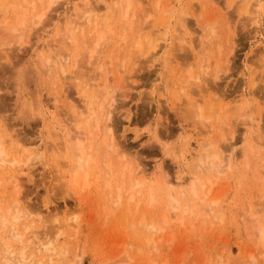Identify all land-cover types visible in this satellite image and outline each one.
<instances>
[{
	"label": "rangeland",
	"instance_id": "obj_1",
	"mask_svg": "<svg viewBox=\"0 0 264 264\" xmlns=\"http://www.w3.org/2000/svg\"><path fill=\"white\" fill-rule=\"evenodd\" d=\"M6 1L7 0H0V24L4 22L10 25V23L16 21L18 14L16 11H14L13 5ZM79 1L80 0H56V2L52 4V6H50L48 11L49 14L47 13V17L42 27L41 28L36 27L35 29L32 30L31 36L29 37V43L27 45H24L21 51H17V52L16 50H14V52L12 51L10 62H4L0 60V115H1L0 119L1 117L4 118L3 120L5 121L2 120L3 124L4 123L10 124L9 127L11 126V130H13L12 129L13 127L15 132L18 131V135L20 136L21 141L23 142V144L25 142V145L28 147L29 150H33V148H31L32 145L33 146L38 145V143L35 144V142H40L39 143L40 145L47 140L46 136H48L47 130H49V128L50 131L57 130L56 132L60 133L59 134L61 136L60 139H63L62 144L65 147L67 143L66 141L68 140L69 135L72 133L71 131L72 129L70 128L69 125L71 123H73L74 125L78 123V125H80L83 122L82 119L78 118V116L76 115L77 114L76 110L72 107L73 102L76 105L81 99L80 98L81 93H78V91L80 92V86L73 87L74 84L71 83L70 85H68L70 80H67L69 82L68 84L65 83L66 87L65 85H63V89H67V91L60 92L61 86L58 84L57 85L54 84L53 81L50 80L47 81L46 79L47 77L43 72L44 68L40 67L37 62L39 60L37 56L38 53L39 55L43 53L45 57L52 55L53 49L47 48L46 45L47 43H51L54 40L60 39L59 29L65 26L68 15L72 11V9L78 4ZM134 1L136 0L130 1L131 4L130 8H132L130 9V11L132 12L131 15L133 17L135 16L137 17L138 14L140 15V13L142 12L141 10L144 9L145 11H143L141 15L144 14V12H146V14L147 12L149 14L151 13V15H150V19H146V20L143 18L136 19V17L135 19L132 20L130 17L127 18L129 19V21L130 20L132 21L131 23L130 22L129 23L132 24L134 27L130 25V27H133L130 29V27L128 26L129 27L128 29L130 32L132 31V34L128 31V29H125L126 28L125 26L123 27V29L129 32V34H127V32L124 33L125 30H123V35L125 34L124 37L127 38L126 41L123 42L124 44L131 40V39L129 40L128 38L132 37L134 39L133 36H136L137 34L135 35V33H138L135 32L136 30H143L144 28L146 29V31L145 29L142 32L140 31V34L137 37H141L140 35L142 34L149 35L148 34L149 32L151 34L155 24L157 25V23L160 21L159 20L157 21V23H155V20H157V18L164 19V17L169 22L168 23L165 22L164 19L163 21L164 23L161 22L162 23L161 24L159 22L160 25H158V27L156 26V28H154L153 31L158 28L157 30L160 31V35L164 32L167 37V38L165 37L164 41L165 44H168V42L173 40L174 38L173 36L179 34L180 23L177 21L178 19L176 18L178 16V18H180L179 20L183 18L186 21L187 19L186 21L187 29L188 32L189 31L191 32L188 33V36L191 38L193 46H195L193 53L197 54V50L199 48L201 50L198 52L197 55L198 58L196 57L197 60L193 58V55H191L189 51L188 53H190L191 55L190 58L191 57L192 58L190 59L187 56L186 58L187 62H184L186 61L184 60L185 56L184 59H182L183 52H182V57L180 59L174 60L170 56L167 59V64L165 65V67L164 68L161 67L162 69H159V71L157 67H160L159 62L162 64V61L161 59H159L160 55H158L159 57L156 56L155 58L156 60L158 58L157 61L155 60L156 62L153 61L151 62L152 64L148 63L151 64L152 67L155 65L156 68L155 67L152 68L148 66V64L145 65L143 64L144 66H147V68L150 67L152 69L151 70L149 69V71L147 72V70L145 69L146 67L142 68L143 70L141 69L140 75L138 74L137 83H136L137 85L135 84L136 86L134 88L133 85L132 89L129 86L126 89L124 88L126 92L125 95H128L127 97L123 95L125 93L123 92L124 89L121 92L122 96H125L124 98L123 97L121 98L120 97L121 95L120 96L115 95L118 94L120 90L117 89V91H115L114 96L116 98L115 99L116 102L115 104H113L115 105V107L113 106L112 111L113 110L114 111L111 113L112 114L111 118L112 120H114V122L110 124L113 126L112 131L115 134L116 139L122 138L119 139V142H121L120 144H125L124 147L125 148L128 147L127 149H129V151H131L132 154L135 153L136 157H138L141 163L144 164L145 170L147 172L145 171L146 179L143 182L144 183L143 186L142 185L141 187L139 186L140 189H142L141 193H135L134 194L135 199L133 198L134 200H131L129 202L128 200L127 201L124 200V196L127 195L125 194L121 199V204L118 206V208L117 209L114 208L115 211L112 210L111 209L112 207H110L109 205L105 204L104 207V203H103L104 200H102V197L105 196L104 198H106L107 197L106 195L108 194L106 190L107 188H104L106 187L105 184L107 183L111 186V183H113L112 184L113 187L114 182L116 181V184L118 185L119 184L118 181L120 182V180L118 179V175L116 174L117 173L115 171L116 169L113 171L114 174L108 172L107 169H106L107 171L106 175L104 174L105 168L103 170V166H102L103 164L101 163L102 161L100 160L102 159L101 157H103V155L101 156V154L103 153L102 148L104 147L101 148L100 146L101 145L100 141L102 137H100L101 130L98 129L100 130L99 133H97L96 131L95 132L99 136L95 135L97 137L94 140L95 142L93 141L94 145H96V147L94 146V150L97 149V154L94 155V157H91L90 159L86 160L87 164L89 161L90 164L91 163L92 164L91 165L88 164L89 165L88 166L85 163L84 164L85 168L81 170L82 172H80L79 174L80 178L86 175L87 179L85 178L86 179L85 181L86 183L88 182L87 183L88 189L86 188L87 189L86 191L84 190L81 192L79 191L81 195H79L77 189L71 190L70 191L71 193L69 192L70 188L65 186L66 179L63 181L61 178L62 175H60V173H62L65 169L63 163L61 162V159L59 158L57 160L56 157H54L53 155L51 156V154H53L54 151L47 149L45 150V152H47L46 154L44 150H41L40 153H42L44 156L42 157L43 161L40 158L42 162L40 161L36 165L35 167L36 170L33 173L34 176L33 181L25 180V182H23L24 185L21 194L22 196H27L25 197L26 202L29 200L27 203H29L30 206L32 205L31 209L32 208L35 209V210L33 209V211L38 210L40 215H42V217L45 216V222H46V223L44 222L45 225H49V224L52 225L53 217L58 215L56 216L57 222H54L53 224V225H57L58 222L59 223L61 222L60 221L61 219L63 220L66 215H70V213L72 212L75 213L77 218L79 217L77 219V223L82 224L84 222V227H81V229H79L80 227L75 226L74 224L73 225L75 227L74 226L72 228L69 227L71 228L70 230H68V228L67 230L65 228H62L59 234L57 235V237L55 238L57 246L62 247V249L65 251L66 257L69 260H73L75 257H77V255L78 256L82 255L80 256L81 264H105L106 261L112 258L113 255L116 256V254L120 253V251L121 253L122 252L126 253L128 257L126 255L124 256V254L122 255L119 254L120 255L119 261H122V257L124 258L127 257L128 260L126 259L125 262L126 263L128 262L129 264H143V263L147 264L145 262L149 261L147 260L148 258L152 260L151 257L154 260L152 263H149L150 262L149 261L148 262L149 264H153V263L155 264L158 263L160 264L162 263L165 264H177V263L179 264H208V263L209 264H219V263L264 264V261L258 257L260 254L259 252L256 251L254 246L255 244H252V242L254 243V240L256 239L255 237H257L255 236V234H257V230L255 229H257V227L254 225H258L259 223L251 218L252 214L253 216L254 215H256V217L258 216L257 218L262 216L261 218L263 219H258V221H260L264 225V216H263L264 212H262V210L264 209L256 210V209H261L260 205L261 203L264 202L262 200V202L259 203L260 201L258 200L257 202V204L259 203L258 206L257 204H254V201H256V199H258L263 195L259 193V197H258L255 193L257 191L260 192L262 190H263L262 192L264 193V150H260L257 143H253L254 146L253 145L251 146L252 143L248 146L251 148V150L250 148L246 149V145L249 143L248 141L249 134L247 131L243 130V126H241V123H238V121H240L239 119L236 120L234 119V117L230 115H229V119L227 118L228 120L233 121L232 129L236 130V133L234 135L235 137H237L234 138L235 141L237 140L236 143L238 144L236 145V147L240 146L241 140L238 141V139H243L244 137L245 138L244 140L246 141L237 150L235 148L234 152H236L237 154L235 155L236 157H233L232 159L234 163L231 161L233 164L230 163L228 167L229 169H224L222 173L225 174L226 177L225 176L223 177L222 174L221 176L216 175L218 176L217 178L219 179L218 180L216 179L217 181L215 183L213 182L214 181L213 178L210 181L211 183L210 186L214 185V187L211 188V192L213 193H210V195L212 194L209 197L210 200L213 199V197L214 198L223 197V199L220 201V204H217L214 207L216 210L214 208L211 211L209 210L210 213L213 211L212 212L213 214L212 213L209 214L208 210L205 211V209H207L206 205L201 202L199 203L200 204L199 205L197 203L199 199L197 201L196 197L195 198L190 197L189 202L183 200L184 203L187 204L186 213H188L189 208H191L189 211L190 213H192L193 211L191 216L189 214L188 215L183 214L182 212L179 211H173L172 214H170V211L169 212L167 211L170 210V208H167V204L170 201L169 200L170 188L174 184H177V181H182V182L185 181L186 183L189 182V178H191L190 175L193 176L192 171H195L194 169L192 170V167L194 168L195 166L193 161L196 160V158H194L195 160L193 159L190 160L189 157L191 156L192 158V155L196 156V154H199L201 152L199 150L198 151L199 153H196L197 148H199L196 145L200 146L202 142L201 139L204 137L201 135L202 133L200 134L201 132V130L199 129L200 127L196 129V126L198 127V125H196V119L192 120L191 119L192 117H190L193 114L189 113L191 112L189 101L186 98H183V96L181 95L182 98L177 99L176 101L178 103H175L174 105L171 104V100L173 98L170 96V92L171 90L175 91L174 89L177 90L179 86L177 82H179L180 80L179 78H181L180 76L177 77V75L179 74L182 75L181 71L187 73L186 69L184 68V64L195 65V66L191 65L192 66L191 73L194 74L195 71H197L198 64L201 63L199 62V60L203 59L204 57L205 58L207 57L206 63L209 68L212 67L211 70L210 69L208 70V72L212 73V70L214 69L213 66L217 65L214 63L221 62L222 60L221 58L225 56V53L227 54V49H229L230 47L232 48L235 47L233 48V50L234 49L235 50L234 51L232 50L234 53L232 52L231 60H230L231 62H229L228 64L229 66L227 65L228 69L226 70V67L222 66L221 67L222 73H221L220 72L221 69L219 68L220 71L218 72L221 75L218 74V76L220 75V77L217 79L219 81L217 80L215 81V86H217L218 88L216 90H219L218 92H223L226 95H228V99L234 98L237 95L239 96V94L240 96L244 97V99L247 101L245 102L246 103L245 105L247 107L245 106L244 109V111L245 110L247 111V116H253L254 114H256L259 115L260 117V120L256 122L258 127H255L253 129V136H254L253 138L259 139L258 135L260 133H263L264 73L259 74L257 72H262L264 70V0H174V1L157 0L158 5L155 6L157 8H154L153 6L156 0H138L139 2L137 1V3L138 4L140 3V5H138ZM171 1L173 2V4L171 3ZM91 2H92L91 6L94 8L93 15L96 16V18L92 17L91 25H90L91 29L95 28V26H99V27L103 26V28L101 27V29L105 32L102 31L101 32L103 34L105 33V39L107 41L110 36L107 37L106 33L108 31H111L113 33L112 34L110 32L112 34L110 38L112 42L110 41L108 42L110 46L108 47L107 43H103L105 46H107L106 47L107 49H104L105 46L103 44L102 45L104 47L101 46V48L103 49L99 48L101 50L100 51L101 54H99L100 56L97 55V58L100 57L98 58V60L102 61V59L105 58V57L103 58L102 56H106L107 55L106 53L109 54L111 50L113 51L110 53V55L111 54L116 55L115 52L119 50L116 49V46L119 47L121 46L120 49L123 50L122 49L123 43L122 42L120 43L118 41L119 42L118 44L116 39L118 35L121 38L120 36L122 35V33L120 32V30L122 31L121 24H124L125 22L127 23L128 20L123 21L122 23H120L121 21L118 20L119 24L115 23L118 18L120 19L118 13L115 12L117 15L115 17L117 18L116 21L114 22L113 19L115 17L113 16L111 8L104 7V5H102V2H96L94 0H91ZM105 2L108 3L109 5L110 0H105ZM163 2H165L166 4L165 3L163 4ZM160 4H162L161 8H159ZM167 4L169 5L167 6ZM170 4L172 6H170ZM165 5L169 8H167ZM123 6L125 5L123 4ZM138 6L139 7L141 6V8H139L141 10L138 9ZM164 6L166 7L165 10L170 9V11H163ZM153 9H156V11H154ZM155 12L158 13V17H156L157 14L156 15L154 14ZM170 12L173 13V15H169L170 16L169 17L167 15L171 14ZM174 13L175 14L179 13V14L175 15ZM185 14L187 15L189 14L188 18L186 17V19H185L186 16ZM172 17L174 18L173 20L171 19ZM94 19H96V21ZM135 20L140 24L142 23L143 25H140L138 23L139 26L138 25L136 26L137 22L135 24ZM109 21H111L112 25H109L111 24L109 23ZM175 21H177L178 23V29L173 28L174 26H177L176 25L177 23ZM92 22L95 24V26L94 25L92 26L93 24ZM98 22L100 25H97ZM145 23L146 25H144ZM150 23L152 25L153 23H155L153 25V28L151 27L150 29L149 27L151 31L147 29L148 26H151ZM106 24H108V27H110L107 31L106 29L108 27ZM197 26L198 27L201 26V28H198ZM114 27L118 29V31L116 30L115 33L117 37L114 35L115 32ZM135 27L138 28L135 29ZM166 27L167 28L169 27V29L166 30H170V31L165 32ZM200 29L204 30V32H202L203 34L199 33ZM110 33L108 32L109 35H111ZM158 33L156 36H159ZM199 34H201L203 38L208 37L209 40L208 42L210 43H206L207 41L204 40L205 43H202L199 47H197L195 43L197 44ZM128 35H130V37ZM170 35L173 38L171 40H168L170 39ZM106 40H104V42H107ZM114 40L116 42H114ZM160 41L161 43H163L162 39ZM35 43L37 44L35 45ZM60 43H62L63 45H65L66 48L69 49V43L63 41ZM116 43L117 45H115ZM161 43L159 44L160 47H161ZM207 44H210L211 47L210 49L212 51H208L207 49L208 47H206L208 52L207 51L205 52L206 49L204 50L205 47L203 46L205 45L207 46ZM38 46L40 47V49L41 47H44V49L46 50L40 52ZM214 46H216L215 47L216 49H214ZM217 46H219L220 48ZM217 49L219 51L218 55L216 53L217 51L215 52V50ZM157 50L159 51V48H157ZM186 51L188 50H185L184 53ZM83 52L84 51L82 47H80L76 51L74 55L76 58L74 59L80 60L82 57L80 55ZM209 52L212 53L210 54ZM220 52L222 53V56ZM120 53H122V51L120 52L119 50L118 54L116 55L117 61L120 60L123 55L122 53L120 56L119 55ZM204 53L205 56L202 57L201 54ZM179 55H181V52H179ZM78 56L80 58H78ZM215 59L216 60L218 59L217 60L218 62ZM193 60L194 63H191ZM178 61L179 64H177ZM203 62L205 63V60ZM181 65L183 67H181ZM259 65H263V68L259 67ZM156 70L158 74L157 76L155 75ZM159 73L161 74V76L164 75V77H162L163 80L161 79V76H159L160 75ZM186 73L183 74L186 75ZM183 77L184 75H182V78ZM158 79H160V82ZM156 80H158L159 84L161 85H159ZM173 80L175 81V83H177L176 86ZM115 81H117V78H115ZM164 81L166 82V84H169V86L165 89L163 87ZM252 81L255 83L253 87L254 99H251L250 95L247 94ZM73 83H77V82L75 81ZM67 85L68 88L70 87L71 89L70 88L68 89ZM157 85L158 87L161 86L159 87L160 89H163V91L160 90L162 93L159 90H157L158 89ZM157 92L159 93V95L162 94L164 97L162 95L161 96L165 100L163 101L160 98V102L162 103L160 107L157 106V100H158L157 99L158 95L156 94ZM77 94L80 95V97ZM194 95L195 94L191 96V99L195 97ZM205 99L207 100V96L205 97ZM71 100H73V102H71ZM25 103L26 104L28 103V105L32 103L34 108L33 112L35 113L33 119L32 118L28 119V117L26 119V115L23 112L24 108L26 110ZM184 103L187 105H183ZM185 106L189 107L190 111L189 110L187 111L186 110L187 108ZM203 106H205L203 109L204 110L203 112L205 114L206 112H208L207 111L208 107L206 108V105ZM71 107L72 109H69ZM210 111L213 110H209V113ZM29 112L30 110L26 114L29 115L30 114ZM19 113H21L22 115H20ZM23 114L25 116H23ZM211 116H212V120L214 121L213 119L214 115ZM213 121L212 124H215L216 122ZM234 122L238 123L237 126H235L236 124H234ZM102 123L104 124V122ZM102 123L100 119V124L98 128L102 127ZM91 124H89L87 128H85L86 127L85 125L84 127L83 124H81L83 128V137L85 138L86 141L89 140L92 141L91 138L94 136L93 135L94 133H92L94 132L93 131L94 129H93V125ZM242 131L245 133V135L247 133V135L245 136L244 133H242ZM213 133L215 132L210 133L208 137L212 138ZM98 137L100 138V140ZM255 148L256 149L258 148V150H260L259 151L260 153ZM204 150L208 151L210 149L205 148ZM238 151H240V154L238 153ZM158 169L161 170V172L159 171L160 173L157 172ZM64 172L62 174H64V176L66 177L67 171L66 173ZM85 172L86 174L82 175V173ZM158 173L161 175L162 174L165 175L166 173L169 181L173 184L169 185L167 182H165L166 180L164 175L161 176L164 177V180H162L163 178L161 179V177L159 178ZM58 176H59V181L61 180L62 182L61 181L58 182L57 179ZM216 176L214 177L216 178ZM177 178H179V180ZM185 182L184 184L186 186H189V184H186ZM59 183H61L60 184L61 186H59ZM121 184H123V186L124 184L127 185L126 183H124V181ZM148 186L150 187V189L148 188ZM63 187H66L67 189L66 190L64 188L65 192L61 191ZM137 189L134 188V190ZM175 189L173 186V189L171 190L174 195L177 192ZM66 191H68L69 194H71L72 196L67 194L68 192L66 193ZM105 193L106 195H104ZM137 194L140 195L136 196ZM176 195L178 194L176 193ZM256 196L257 198L254 200V197ZM126 197L127 196H125V199H127ZM136 197L138 200L140 199L141 200L138 201ZM148 200L152 202V203L149 202L150 205L152 204L151 206H148ZM135 202L138 203L134 205ZM101 203L103 204L104 208L101 206ZM190 203L193 205H191ZM203 205L205 209L203 208ZM108 209L111 210L110 212L111 214L107 212ZM140 211H144L143 212L144 214L142 212L140 213ZM166 211L168 213H166ZM250 211L251 213L252 212L253 213L251 214ZM164 213L169 215L164 216ZM248 213L251 214V216H249ZM141 214L142 217L145 218L144 219L145 223H149V219H150L149 217H151V220L154 221L156 220L157 222L156 224H158L159 227L162 226L160 227L161 233L160 231H158V233L156 232L155 235L153 233V237L149 239L150 241H152L151 244H149L150 246L147 245L149 240L146 241L147 239H145V237L146 238L149 237L147 236L149 232L148 231L145 232V230L140 229L141 231H143L141 233V231L138 229L139 228L138 225L136 224V221H138L139 216ZM75 215L73 214L72 217H74ZM161 217H164L166 223ZM179 218L181 220H178ZM160 222L161 223L163 222L164 225L159 224ZM249 227L250 228L253 227V230L250 229ZM73 228L74 229L76 228L77 230L74 231ZM250 233H253V235ZM142 234L144 235V239L147 242L146 244L143 243L144 239ZM2 236L3 233L2 231H0V237ZM168 240L170 242H167ZM127 244L130 245L128 246ZM144 245L148 246L149 250L148 248H145ZM126 246L128 248L130 247V250L124 249L126 250V252L121 250ZM135 247L138 249V252ZM139 249L141 252H139ZM155 249L157 252L155 251ZM260 249L262 248H259V250L258 249L257 250L260 251L261 253L263 250ZM147 251H149L150 253L148 254ZM257 253L259 254L258 256L256 255ZM249 255L253 257L249 258L251 257ZM254 255L257 256L256 259ZM129 257L133 259L130 260L131 262L129 261ZM124 260L122 262H124ZM253 260H255V262H253ZM114 261L116 260L114 259ZM111 263L110 261H108L106 264H111Z\"/></svg>",
	"mask_w": 264,
	"mask_h": 264
},
{
	"label": "bare ground",
	"instance_id": "obj_2",
	"mask_svg": "<svg viewBox=\"0 0 264 264\" xmlns=\"http://www.w3.org/2000/svg\"><path fill=\"white\" fill-rule=\"evenodd\" d=\"M94 1L102 2V5H104V7L111 8V11H112L114 17L117 16L116 13L119 14L118 16L120 17L121 20L118 18L116 21L117 17H115L113 19L114 22L116 21L115 23H118L119 21H121L120 23H122L123 21L128 20L127 23L129 25L126 22L124 24H121L122 25L121 26L122 31L120 30V32L122 33V35H120L121 38L119 37L118 33H117V35L119 38L115 35L116 30L118 31V29L115 28L116 24L114 25L115 26L114 27L115 28L114 35L117 37V39L115 37L117 43L119 44V42L123 43L124 41H126L127 38L124 37L125 34L123 35V30L128 29L130 27V25H132V24H130L132 22L131 20L135 19V17H136V16L133 17L131 15L132 14V12L130 11V9H132V8H130V5H131L130 1L131 0H110V3H109L110 7H109L108 3L105 2V0H94ZM137 1L138 0H136L134 2L137 3ZM156 1H155L156 4L155 3H154L155 5L153 4L154 8H157L155 6L158 5L159 0L157 2ZM6 2L11 3L14 7V11H16L18 14L16 21L13 23H10V25H8L4 22H2L0 24V34L2 36V37L0 36V60H2L4 62H10L11 52L12 51L14 52V50H16V52L21 51V49H23L22 47L29 43V37L31 36L32 30L35 29L36 27H39V28L42 27V25H43V23L47 17V13L49 11L50 6H52V4H54L56 2V0H7ZM165 2H163V4ZM8 3H6V4H8ZM91 3H92L91 0H80L78 2V4L72 9L70 14L68 15L65 26L63 28L59 29L60 39L54 40L53 42L47 43V45H46L47 48L53 49L52 55L45 57V55L43 53L40 55L38 53L37 56H38L39 60L37 62H38L40 67L44 68L43 72H44L45 76L47 77L46 78L47 81L48 80L53 81L54 84H56V85L58 84L61 86L60 92L67 91V89H63V85H65V83L68 84V82H69L67 80H70L68 85H70V83H71V84H74L73 87L80 86V92L78 91V93H81L80 94L81 97H80V95H78V94L77 95L82 99V101L80 99V101L75 105L73 100H71V102H73L72 107L76 110V113H77L76 115L78 116V118L82 119L83 122L81 121L82 122L81 124H83V126L85 125L86 126V127L84 126L85 128H87V126L89 124L94 123V124H91V125H93V129H94V130L92 129L94 131V132H92V133H94L93 134L94 139L92 137L91 138L92 141L91 140L86 141L85 138L83 137V128H82L81 124L78 125V123H76L74 125L73 123H71L74 125V128H73V125H71V124L69 125L70 128L72 129L71 130L72 133L69 135V138L66 141L67 143H66L65 147L62 144L63 139H60L61 138V136L59 135L60 133L56 132L57 130L56 131L55 130L50 131V128H49V130H47L48 131V136H46L47 140L45 139L46 141L44 143L42 142L43 144H40V145H39L40 142L33 141V142H35V144L38 143V145H35V146L32 145L31 146L29 144L31 146V148H33V150H29L28 147L25 145V142L23 144V142L21 141V138L18 135V131L15 132L13 127H12L13 130H11V126L9 127L10 124H7V123L3 124L2 120L4 118L1 117V119H0V231H2V233H3V236L0 237V246H1L0 247V249H1V251H0V253H1L0 254L1 255L0 256V264H81V257L80 256H82V255H80V256L77 255V257H75L73 260H69L66 257L65 251L62 249V247L57 246L55 238L57 237V235L59 234V232L62 228H65L66 230L68 228V230H70L75 225V226L80 227L79 229H81V227H84V222L82 224L77 223V219L79 217L77 218L75 213L72 212V213H70L71 216L70 215H66V216L64 215L66 219L65 218L63 220L61 219L60 220L61 222L60 223L58 222L57 225H53V224H54V222H57L56 216H58V215L53 217V224H52L53 226L51 224L45 225L44 224L45 216L42 217V215H40L38 210L33 211L34 208L31 209L32 205L30 206V204L27 203L29 201L28 199H27L28 201L26 202L25 197H27V196H22V194H21L22 189H23V185H24L23 182H25V180L33 181V179H34L33 173L36 170L35 167L41 161L40 158L42 159V157H44L43 154L40 153L41 150H44V152L47 149L54 151L53 154H51V156L53 155L54 157L57 158V160L60 158L61 162L63 163V165L65 167V169L63 168L64 171L65 170L67 171L66 177L64 176V174H62L64 171L62 173H60V175H62V177L59 175L63 181L66 179L65 186L70 188V189L68 188L69 192L71 190L77 189L79 195H81V193H80L81 191H83V190L86 191L88 189L87 188L88 182L86 183V181H85L87 179L86 175H85L87 171L85 173H82V175H85V176H83L81 178L79 177V174H80V172H82L81 170H83L85 168L84 164L86 163V160L90 159L91 157H94V155L97 154V149L94 150V146L96 147V145H94V142H95L94 140L97 137L95 135H98V134H96V132L99 133V131L101 130L100 134L102 136L100 135V137L103 138V141L101 138L102 142L100 141V143H101L100 146H101V148L102 147H104V148H102L103 153L101 152L102 153L101 156L103 155V157H101L102 159H100V160L102 161L101 163L103 164L102 165L103 170L105 168L104 174L106 175L107 171L110 173H113V171L116 169L115 171L117 172L116 174L118 175V179L120 180V182L122 183L124 181V183L127 184V185L124 184V186L126 188L119 181H118L119 184L117 185L115 178H114L115 179L114 180L115 186L113 185V187H112L113 183H111V186L106 183L105 184L106 187H104V188H107L106 190H107L108 194L107 195H106V193L104 194L107 196L106 198H104L105 197L104 195H103L104 197H102V200H104V202L102 201L104 203V207L106 204V205H109L110 207H112L111 208L112 210H114V208L117 209L118 206L121 204V199L123 198V196L125 194H127V195H125V196H127L126 197L127 199H125V196H124L125 201L128 200V202H129L131 200H134L135 199L134 194L135 193H141L142 189H140V187H141V185L143 186V184H144L143 182L146 179L145 178L146 177V174H145L146 170H145L144 164L141 163V161L138 157H136V154L134 152L133 153L135 155L132 154L131 151H129V149H127L128 147L125 148L124 147L125 144H120L121 142H119V139H122V138H117L118 139V141H117L116 136L112 131L113 126L110 123L114 122V120H112V118H111L112 117L111 113L114 111V110L112 111V108H113V106L115 107V105H113V104H115V102H116L115 101L116 98L114 96L115 91H117V89L120 90L118 92V94H115V95H117V96L121 95L120 96L121 98L122 97L124 98L125 96L127 97L128 95H125L126 94L125 89L128 88V86L131 87V89H132L133 85H134L133 88L137 85L136 83H137L138 74L140 75V71L142 68L146 67L145 69L147 70V72L149 71V69L151 70L153 67L156 68L155 65L152 67L151 62H153V61L156 62L158 60V58H157V60L155 58H156V56L159 57L158 55H160L161 58L159 57V59H161V61H162V64L159 62L160 67H157L158 71H159V69H162L161 67H163V68L165 67V65L167 64V59L170 56L174 60L180 59L182 57V52H183V58L182 59H184V56H185L184 60H186V61H184V62H187V59H186L187 56L190 58V56L193 55V58H195L197 60L198 52L201 51L199 48L197 50V54L193 53L195 46H193L191 38L188 36V33L190 31L188 32L187 25H186V21H187L186 17L188 18L189 14L188 15L185 14L186 16L185 15L184 16H185L186 21L183 18H181V20H179L180 18H178V16L176 17L178 19L177 21L180 23L179 24V34H177L176 36L172 35L174 38L171 37V35H170V39H168V40H171L172 38H173V40L168 42V44H165V41H164L165 37H166L165 33L162 31L164 34L161 32L162 34L160 35V31L157 30L158 28L155 29L154 31H153V29L156 28V26L158 27V25H160L159 22L164 23L163 22L164 19H165V22H167V23L169 21H167V19L165 17H164V19L157 18V20H155V23H157V21L160 20L157 23V25L155 23H153V25L155 24V26L153 28V25L151 24L153 21L152 20L150 23L151 26H148V28H147V29H149V27H150V29H151V27L153 28L151 34L148 31L149 35L142 34L144 36L140 35L141 37H137L140 34V31L142 32L145 28L143 30H136L135 32H138V33H135V35L136 34L137 35L133 36L134 39L132 37H130V35H128L130 37L128 39L129 40L131 39V40L126 42L125 44L123 43V45H122L123 50L120 49L121 46L120 47L116 46V49L117 50L119 49L120 52L122 51V53H123L120 60L117 61V58H116L117 57L116 55L118 54L119 50L115 52L116 55L111 54L112 56L110 55V53L113 50H111V52H109V54L106 53L107 54L106 56H102L103 58L105 57L104 59H102V61L98 60V58H100V57L97 58V55L101 54V52H100L101 50L99 48H101V46L102 47L105 46L103 43H107L108 47L110 46L108 42L109 41L112 42L110 40V38H111L113 33L111 31H108L109 33L110 32L112 33V34L110 33L111 35H109L108 32L106 33L107 37L110 36L108 41H107L105 39V33L104 34L102 33V32H105L101 29V27L103 28V26H101V27L95 26L94 23H95L96 19H94L95 20L94 23L92 22L93 23L92 26L94 25L95 28L91 29L90 25H91L92 17L96 18V16L93 15L94 8L91 6ZM171 3L173 4L172 1H171ZM123 4L125 6H123ZM138 5H140V3ZM161 5L162 4H160L159 8H161ZM168 5L169 4H167V6ZM165 6H164L163 11H170V9L165 10L167 7V6L166 7ZM170 6H172V5L170 4ZM139 8H141V6L140 7L138 6V9ZM151 8H152V5H151ZM167 8H169V7H167ZM171 9H172V7H171ZM139 10H141V9H139ZM153 10L156 11V9H153ZM141 11H142L141 13H143V11H145V9L141 10ZM163 11H161V12H163ZM174 12H176V11H174ZM137 13H139V12H137ZM141 13H140V15L139 14L137 15L136 19L137 18L138 19L143 18L145 20L150 19L151 13L149 14L147 12V14H146V12H144L145 16H144V14L141 15ZM154 14L155 15L157 14L156 17H158L157 12H155ZM177 14H179V13H176L175 15H177ZM152 15H153V13H152ZM169 15H173V13L168 14L167 16H169ZM129 17L131 18L130 21H129V19H127ZM156 17H154V18H156ZM174 18H175V16H174ZM174 18L172 17L171 19L173 20ZM123 19H125V20H123ZM177 21H175V22L177 23ZM114 22H113V24H114ZM136 22L137 21L135 20V24H136ZM145 22H147V21H145ZM109 23H111V21H109ZM138 23L139 22H137L136 26L137 25L139 26L140 23L139 24ZM97 25H100L99 22L97 23ZM106 25L108 27V24H106ZM109 25H112V23ZM140 25H143V24L141 23ZM144 25H146V23ZM176 25L177 26L173 27L174 29H178V23ZM124 26L126 27L125 29H123ZM98 27L101 30H99ZM133 27H130V29ZM161 27H162V25H161ZM109 28L110 27H108L106 29V31ZM137 28L135 27V29H137ZM198 28H201V26ZM166 29H169V27L168 28L166 27L165 30ZM174 29H173V31H174ZM163 30H164V27H163ZM194 30H196V29H194ZM128 31H129V29H128ZM128 31L125 30L124 33L127 32V34H129L130 31L129 32ZM145 31H146V29H145ZM158 31H159V33H158ZM167 31H170V30H166L165 32H167ZM202 32H204V30L200 29L199 33H202ZM130 33L132 34V31ZM157 33L159 36H156ZM167 35H169V34H167ZM168 38H169V36H168ZM161 39L163 40L162 41L163 43H161V41H160ZM194 39H195V37H194ZM104 40H106L107 42H104ZM204 40L207 41L206 43H210V42H208L209 41L208 37L203 38L202 35L199 34L197 44L195 43V45L197 47H199L202 43H205ZM62 41L69 43V49L66 48L65 45L60 43ZM116 41L114 40V42H116ZM195 41H196V39H195ZM158 42H159V44L161 43V47L158 44ZM117 43L115 45H117ZM36 44L37 43H35V45ZM231 44H233V43H231ZM80 47H82V49L84 51L82 53L83 55L79 54L80 56H82L80 60L74 59V58H76L74 55ZM106 47L107 46H105L104 49H107ZM203 47H205L204 50L206 49V47H208L207 48L208 51H212L210 49L211 48L210 44H207V46L205 45ZM215 47L216 46H214V49H216ZM217 47H219V46H217ZM157 48H159V51L157 50ZM233 48H235V47H233ZM233 48L230 47L229 49H227V54L225 53V56H223L221 58L222 60L220 59L221 62H218L217 61L218 59L217 60L215 59L218 63H214L217 65L216 66L214 65L215 67L213 66L214 69L212 70V73L208 72V70L209 69L211 70L212 67L209 68L207 65V63H206L207 57L206 58L204 57L205 53L201 54L202 57H204V58L199 60V62H201V63L198 62L199 64L197 66V71H195V69H194V71H195V73L193 72L194 74L191 73L192 72L191 70H192V66H195V65L191 64L192 65L191 66L190 64H188V65L184 64V68L186 69L187 73L184 71H181V74L184 75V77L182 78V75H180V74L177 75V77H179V76L181 77V78H179L180 80L176 77L179 80V82H177L179 85L177 90L174 89L175 91H172L170 89L171 90L170 96L173 98V99L172 98L171 99L174 100V101L171 100L172 105H174L175 103H178V102H176L177 99H181L182 96H183V98H186L189 101V105H190V109H191V112H189V113L193 114L190 117H192L191 118L192 120L196 119V125H198V127L196 126V129L200 127L199 128L201 130L200 134L202 133L201 135L205 137V138L203 137L201 139L202 142H201L200 146L196 145L197 147H199V148H197L196 153H199L198 152L199 150L201 152L199 154L195 153L196 154V156L194 155L195 157L193 155H192V158H191V156L189 157L190 160L191 159L195 160L194 158H196V160L193 161V163L195 164L194 168L192 167V170L193 169L195 170V171H192L193 176L190 175L191 178H189V182L186 183L184 181L186 184H189V186H186L184 184V182H182V181H177V184H174L173 186H174V189L178 188V189H175L177 191L176 193L178 195H176V193L174 195L173 192L171 191L173 189V186L170 188V195H169L170 201H169V203L167 202L168 203L167 208H170V210H167V211L168 212L170 211V214H172L173 211H179V212H182L183 214H186V215L189 214L191 216L193 211H192V213H190L189 211L191 208H189L188 213H186L187 204L184 203V201H183V200H185L186 202H189L190 197H194V198L196 197L197 201L199 199V201L197 202L198 204L200 202L205 204L206 208H207V209H205L204 205H203V208L205 209V211H207V210L211 211L217 204H220V201L223 199V197H220V198L219 197H217V198L213 197V199L210 200L209 197L212 195V194L210 195V193H213V192H211V188L214 187L213 184L219 179L217 177L221 176L224 169H229L228 168L229 164L232 162L234 163V161L232 159H233V157H236L235 155L237 154L236 152H234L235 148L237 150L246 141V140H244L245 138L242 136L243 139H238V141L241 140L240 146L236 147V145H238L236 143L237 140L235 141V139H234V138H237L234 136L236 133V130L232 129L233 128L232 127L233 121L228 120L229 115L234 117V119H236V120L239 119L240 121H238V123H241V126H243V130L248 132L249 143L247 145L245 144L246 149L250 148L248 146L251 143H252L251 146L252 145L254 146L253 143H257V145L259 146V149L264 150V139H263L264 138V124H263V133H260L258 135L259 139L253 138L254 137L253 136V129L255 127H258L256 122L258 120H260L259 115L254 114L253 116H247V111L246 110L244 111L245 106H246L245 102H247V101L244 99V97L240 96V94H239V96L237 95L234 98L228 99V95H226L223 92H218L219 90H216L218 88H217V86H215V81L221 75L218 72V71H220L219 68L221 69L222 66H225L226 70L228 69V66H229L228 64H229V62H231L230 60H231L232 52L235 50V49L233 50ZM39 49H40V47H39ZM101 49H103V48H101ZM207 49L205 50V52L207 51ZM218 49L215 50V52L217 51L216 52L217 55L219 53ZM43 50H46V49H44V47H41L40 52ZM185 50H188V51H186L187 53L186 52L184 53ZM35 51H36V49H35ZM98 51H99V53H98ZM189 51H190L191 55H190V53H188ZM159 52H160V54H159ZM179 52H181V55H179ZM103 53H105V52H103ZM122 53H120L119 55L121 56ZM209 53L211 54L212 52H209ZM221 56H222V53H221ZM78 58H80V57L78 56ZM217 58H218V56H217ZM174 60H172V61H174ZM202 60L203 61L205 60V63ZM148 63H151V64H148ZM191 63H194V60ZM143 64L144 65L148 64V66H150L152 68H150V67L147 68V66H144ZM177 64H179V61L177 62ZM218 64L219 65L222 64V65L219 66ZM142 65H143V67H142ZM181 67H183V66L181 65ZM259 67L263 68V65H259ZM160 71H162V70H160ZM263 71L257 72V73L263 74L264 73ZM182 72L186 73V75L183 74ZM220 72L222 73V69ZM223 72H225V71H223ZM155 73L154 74L157 76L158 75L157 70ZM218 74H220V75L218 76ZM159 76H161V74ZM162 77H164V75L161 76V79H162ZM115 78H117V81H115ZM158 80L160 82V79H158ZM158 80H156V81L158 82ZM75 81L77 83H73ZM217 81H219V80H217ZM159 82H158V84H159ZM174 83H175V81H174ZM177 83H175V86L177 85ZM68 85H67V88H68ZM159 85H161V84H159ZM254 85H255V83L252 81V83L250 84V88L248 90V93H247L248 95H250L251 99H254V95H253L254 94L253 93L254 92L253 91ZM168 86H169V84H166V82L164 81V84H163L164 89L167 88ZM65 87H66V85H65ZM159 87H161V86H159ZM159 87L157 85V88H158L157 90L163 91V89H160ZM75 89H77V88H75ZM123 89H124L123 92H125L123 95H125V96H122V94H121ZM175 92H176V95H175ZM58 94H59V92H58ZM156 94L158 95L157 106L160 107V105L162 104L160 102V98H161V100L165 101L163 99L164 96L161 94L163 96L162 97L161 95H159L158 92ZM193 94H195L194 96L196 98L193 97L194 99L193 98L191 99V96ZM78 96H76V97H78ZM175 96H178V97H175ZM206 96H207V100L205 99ZM166 98H167V96H166ZM251 99H250V101H251ZM87 101H89V102H87ZM71 102H70V104H71ZM28 103L27 104L25 103L26 104V110L24 108L23 112L26 115V119H27V117H28V119L29 118L33 119V117L35 115V113L33 112L34 108H33L32 103H30L29 105H28ZM164 105H165V103H164ZM183 105H187V104L184 103ZM203 105H206V108L208 107L207 108L208 112H206L205 114L203 112L204 111L203 109L205 106H203ZM250 106H251V104H250ZM72 107L69 109H72ZM185 107L187 108L186 109L187 111L188 110L190 111L189 107H187V106H185ZM27 110L28 111L30 110V112H29L30 114L28 113L29 115L26 114L28 112ZM209 110H213V111H210V113H209ZM19 114L22 115L21 113H19ZM24 114H23V116H25ZM211 115H214L213 119L216 122L215 124H212L213 120H212ZM246 116H247V118H246ZM67 117H68V115H67ZM100 119H101V123L104 122V124L102 123V127L100 125V127L102 129L98 128V126L100 124ZM69 120H68V123H69ZM3 121H5V120H3ZM238 123L234 122V124H236L235 126H237ZM98 129H100V130H98ZM194 130H195V128H194ZM212 132H215L216 135H215V133H213L212 138L208 137V135ZM242 133H244V132L242 131ZM244 135H245V133H244ZM246 135H247V133H246ZM88 139H89V137H88ZM99 140H100V138H99ZM261 140H263V141H261ZM97 146H98V144H97ZM205 148L206 149L208 148L210 150H208V151L204 150ZM250 150H251V148H250ZM256 150H258V148ZM260 150H258V152ZM100 151H101V149H100ZM46 153L47 152H45V154ZM190 153H192V152H190ZM238 153L240 154V151H238ZM241 154H242V152H241ZM84 158H87V159H84ZM127 158H129V159H127ZM125 159H127V160H125ZM94 160H96V159H94ZM42 161H43V159H42ZM88 164L91 165L92 163L90 164V161H89ZM115 167H117V168H115ZM106 169H107V171H106ZM161 169H163V168H161ZM232 169H233V167H232ZM66 171L64 173H66ZM159 171L161 172V170L158 169L157 172H159ZM226 172H228V171H226ZM159 173H158L159 178L162 175H164V174L161 175ZM165 175H166V173H165ZM165 175H164L165 180H166L165 182H167L169 185L173 184L169 181L168 176L167 175L165 176ZM216 175H218V176H216ZM59 176L57 178L58 182L61 181V180L59 181ZM214 176H216V178ZM222 176L224 177L225 174H222ZM164 177H161V179L163 178L162 180H164ZM166 177H167V179H166ZM212 178L214 180L213 181L214 183L212 182L213 186H210L211 185L210 181L212 180ZM177 179L179 180V178H177ZM80 181L82 184L80 183ZM108 183H110V182H108ZM60 184L61 183H59V186H61ZM175 186H177V187H175ZM66 187H63L61 189V191L63 192L66 189ZM124 188H125V190H124ZM134 188L135 189L138 188L139 190L138 189L134 190ZM148 188L150 189L149 186H148ZM151 188H152V186H151ZM111 190H112V192H111ZM262 191H260V192L257 191L255 193L258 197H259V193L263 194L262 195L263 198L261 195H260L261 197H259L258 199H256L257 196L254 197V200L256 199V201H254V204H257L258 200L260 201L259 203H261L262 200L264 202V193ZM67 192L68 191H66V193ZM69 192L67 194H69ZM69 195H71V194H69ZM138 195H140V194H137L136 196H138ZM208 198H209V200H208ZM136 199H137V197H136ZM140 200H138V201H140ZM149 202H151V201L148 200V206H151L152 204L150 205ZM137 203L138 202H135L134 205H136ZM195 203H196V201H195ZM258 204H257V206H258ZM191 205H193V204H191ZM101 206L103 207L102 203H101ZM188 206H189V204H188ZM260 206H261V209H256V208L255 209L256 210L264 209V203H261ZM110 207H109V209H110ZM135 207H137V206H135ZM258 208H260V207H258ZM109 209L107 212L110 213L111 210H109ZM167 211H166V213H168ZM210 211H209V214H211L213 212L212 211L210 213ZM141 212L143 213L144 211H140V213ZM179 212H177V213H179ZM262 212H264V210H262ZM166 213H164V216L169 215ZM250 213H251V211H250ZM73 214L75 215L74 217H72ZM251 214H249V216H251ZM257 217H256V215L253 216V214L251 216L252 219H254L255 221H257L259 223L258 225H254L257 227V229H255V230H257V234H255V236H257V237L254 236L256 239L254 240V243L252 242V244H255L254 245L255 249L260 254L259 255L257 253L256 255L257 256L259 255L258 257L264 261V225H263V223L258 221V219H263V218H261L262 216L259 218H257ZM149 218H147V219H149V223H145V221H144L145 218L142 217V214H141L139 216L138 221H136V224L139 227V228L138 227L137 228L139 230L141 229V230H145V232L146 231H148L149 233L151 232L150 234L148 233V235H147V236H149L148 238L145 237V239H147L146 241H148L151 237H153V233H154V235L156 234V232L158 233V231H160V233H161L160 227H162V226L159 227L158 224H156L157 223L156 220L154 221V220H151V217H149ZM161 218H163L164 222L166 223L164 217H161ZM180 218L178 220H181ZM152 219H153V217H152ZM80 224H81V226H80ZM159 224L164 225L163 222L162 223L160 222ZM69 227H71V228H69ZM76 228L75 229L73 228V230L74 231L77 230ZM250 229L253 230V227H251ZM82 232H83V230H82ZM142 232L143 231H141V233ZM250 234L253 235V233H250ZM252 235H251V237H252ZM142 236L144 239L143 234H142ZM145 239L143 242L144 244L147 243L145 241ZM252 239H253V237H252ZM149 242L147 245L151 244L152 241L149 240ZM167 242H170V241L168 240ZM127 245L129 246L130 244H127ZM144 247L148 248V246H146V245H144ZM259 248H262L260 250H263L261 253H260V251H258ZM124 249L130 250V247L128 248L126 246L125 248L121 249V250L126 252V250H124ZM136 250L138 252L137 248H136ZM148 250H149V248H148ZM155 251H156V249H155ZM139 252H141L140 249H139ZM147 253L149 254L150 252L147 251ZM119 254H121V255L124 254V256L126 255V253H123V252L121 253V251H120V253H117L116 256L113 255L115 257L112 256V258H110L108 261H110V263L112 262L111 264H125L126 263L125 261H126L128 256L126 255L127 257H125V258L122 257V261L125 259L124 260L125 263H124L122 261H119L120 260ZM249 256H251V255H249ZM257 256L254 255L255 259L257 258ZM252 257L253 256H251L249 258H252ZM114 259L116 261H114ZM151 259L152 260H150L148 258L147 260H149L150 262L145 260L146 261L145 263H147V264L152 263L154 259L152 257H151ZM130 260H133V259H131L129 257V261ZM250 260H252V259H250ZM108 261H106V263ZM117 261H119L121 263H119ZM253 262H255V260H253ZM126 264H129V263L127 262ZM153 264H155V263H153ZM158 264H160V263H158ZM162 264H165V263H162ZM177 264H179V263H177ZM219 264H221V263H219Z\"/></svg>",
	"mask_w": 264,
	"mask_h": 264
}]
</instances>
